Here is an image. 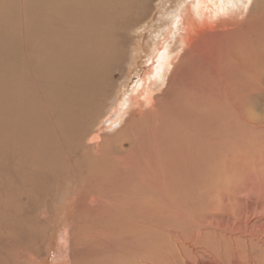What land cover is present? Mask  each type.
<instances>
[{
    "label": "rangeland",
    "instance_id": "374dc122",
    "mask_svg": "<svg viewBox=\"0 0 264 264\" xmlns=\"http://www.w3.org/2000/svg\"><path fill=\"white\" fill-rule=\"evenodd\" d=\"M56 1L69 6L75 0ZM129 1L125 9L123 0L109 1L113 39L124 22L135 20L127 31L122 29L128 38L126 64H115L109 77L113 96L105 99L102 108L91 106L97 120L75 145L69 141L76 134L68 133L70 123L74 118L91 121L81 104L91 89L83 86L84 80L68 88L60 83L61 77L56 78L60 62L53 53L41 61V55H32L34 36L24 27L38 15L48 20L49 30L63 23L72 28L76 23L87 24L91 32L102 29L108 18L86 11L83 20L72 8L66 9V15L61 8L56 14L64 17L54 19L48 0H0V260L12 255L16 264H264V58L250 57L251 72H242L236 80H232L238 74L235 67L230 80L212 83L219 85L216 94L174 97L172 101L183 111L157 106L167 124L154 132L156 147L150 133L153 124L134 125L144 149L126 135L128 130H122L127 118L140 119L163 96L171 67L165 69L164 81L154 73L161 53L172 61L184 54L200 30L236 25L245 19L247 2L232 0L227 12L210 23L196 15L197 0ZM137 2L144 7L142 14L134 11ZM209 2L206 15L221 0ZM253 31L264 57V29ZM41 37L40 54L53 42ZM235 50L237 55L243 51ZM74 75L73 80L82 78ZM126 96L131 99L124 103ZM110 116L114 124L113 119L105 121ZM92 146L103 151L95 156L89 150ZM121 157L126 159L116 162ZM86 170L94 175L84 174ZM153 182L159 189L152 187ZM77 187L103 201L107 210L86 202ZM83 208L88 215L77 212ZM26 210L36 212L27 217L29 222L24 220ZM44 211L50 226L39 217Z\"/></svg>",
    "mask_w": 264,
    "mask_h": 264
},
{
    "label": "bare ground",
    "instance_id": "6f19581e",
    "mask_svg": "<svg viewBox=\"0 0 264 264\" xmlns=\"http://www.w3.org/2000/svg\"><path fill=\"white\" fill-rule=\"evenodd\" d=\"M62 1H64V0H61V2ZM109 1L113 2L114 0H104V1H101V0H90V1L75 0L73 2H71V1L68 2L69 6H67L65 2L60 3V1L57 2L56 0H51V1L48 0V2H46L47 7L51 8L53 11L52 13L54 14V16H53L54 19H60V18L62 19V17H64L62 15L61 16L57 15L58 14L57 10H60L61 8H65L63 10L64 15H66V12H65L66 9L72 8L73 13L76 14V16H78L80 19H83V18L86 19V17L84 16L86 11H88V13H90V15L102 14L104 17L108 18L107 19L108 22L105 24L104 27H102L100 24V27H102V29L99 28V29L92 30L90 32V29L87 28V24L86 25H82V24L78 25L77 24L78 25L77 26L75 23L74 27H73V24H71L72 25V28H71V26H69L68 24L63 23L60 26L55 25V26H58L57 29H55L56 27H54V29L50 28V30H51L50 31L48 29V27L46 26V25H48L47 24L48 20L43 19V18L39 17L38 15L33 16V17L31 16L32 17V19L30 17L31 21H29L30 19L28 20L30 22V24H32L31 26L28 24L29 22L27 20H26L27 21L26 23L28 25L24 24L26 27L23 26L24 28L29 27V29H30L29 32L31 31V34L33 33L32 35L34 36V40H33L32 44L35 43L36 49H34V48L32 49V51L34 53L32 55H35V56L41 55L40 59H38L39 61H41V59H43V58L48 60L47 59L48 54L53 53V59L59 60V61L57 60L58 63L60 62L59 66L57 67V71H59L58 73H60L59 74L60 76H57L56 78L61 77V82L60 81H58V82L64 84L66 86V88H68L71 86V83H81V81L84 80L83 86H85L86 88L90 87L89 89H91L89 94H86V96L87 95L88 96L85 98V100L81 102L82 107H84V109H85V112L89 113V115H91V121L89 119L88 121L82 123L79 121V118H76V119L74 118V120L72 119L73 121H71V123H70L68 133L70 135H72V133H71V131H72V132H76V134L72 135L73 136L72 139L69 140L70 144L74 143L75 145H77L79 143L78 141L84 139L86 137L85 135L89 134V129L92 126V121L94 123V121L97 120V115H95L96 112H95V110H92L91 106L94 104H100V107L102 108L103 107L102 104L105 101V99L108 98V100L109 99L111 100V98L113 96V92H112L111 87L109 86L110 73L112 72V69L114 68L115 64L116 65L117 64L123 65L125 63V62L123 63V61L127 57L126 52L128 50L125 51V49H126V46L128 43V38L125 37V34H124L125 32H123L122 29L125 28V30L127 31L129 26L131 25L132 21H135V20L131 19V20H127L126 22H124L123 25L121 26L120 30L115 31V37L113 39L114 34H113L112 30L109 31L111 28V26H109V12H110L109 9H111L109 7ZM119 1H121V0H119ZM133 1L135 2V0H133ZM245 1L247 2V6H246V10H245V12H247V13L246 14L244 13L246 15V16L244 15L245 19L241 20L236 25H233L232 23L225 24L220 29L216 28L215 31H210V32H201L202 30H200V32H198L196 34L197 37L193 41L189 42V45L185 49L184 54L182 56H179V57L175 56L174 58H171V59H173L172 61L167 60L168 57H166L165 53H161L159 59L156 60L157 65L154 68V73L157 74L160 78H162V81H164L165 80L164 76L167 73V71L165 69H169V67H171L169 77L166 80V85H165V89H164L165 91L162 94L163 96L161 98H159L158 101L156 100V102L151 107L150 112L145 114V115H142V117L140 119H136L137 117L136 118H134V117L127 118L125 121V124L122 128L123 133H125L128 130L126 135L132 137V141L137 147L144 149V144H143V138L137 137L136 132H134V127H135L134 125L137 126V124H141L144 122L150 123L149 127H152V124H153V128H152L150 133L153 134V136H152V142L154 143L153 147L157 146V142H156V135H157L156 133L157 132L156 133H154V132L157 129V127L158 128L162 127V126L165 127L167 124L165 116L161 117L162 114L157 113V106H162V109L163 108L167 109L168 106H172L176 110L177 105L172 101L174 99V97H176V96H178L177 98H179V96L184 97L186 95H192L193 92L202 93V92H209V91L210 92L212 91L213 94L214 93L216 94L218 92L217 91L218 86L221 85L220 79H228V80L231 79V71L230 70H232L235 67L238 70V74H235V77L233 76L234 78L232 80H234L235 78H239V75L242 72H245V73H247L249 71L251 72V70H250L251 68H249V66H248V62H252L250 57H254V58L257 57V61L262 60V58H264L261 56V54L258 50V47H256V45L258 44L260 39L258 41H256V39H255L256 34L253 31V30H257V32L260 33L262 31V29H264V0H245ZM126 2L129 3L130 1L129 0H123V6L122 7L124 9H125L124 5L126 6ZM195 2H196V5H195L194 9L197 12L196 15L199 16L201 22H203V18L206 17L207 18L206 21H208L210 23H214V19L219 14L227 12V6H226L227 4H233L232 0H221L220 3L217 2V5L214 6V10H213L214 12L213 13L209 12L210 15L209 14L206 15L205 14L206 10L210 9L209 0H197ZM101 5H102V11L99 9V7ZM113 5H114V3H113ZM117 6H119L118 3H117ZM129 6L131 7V5H129ZM133 8H134L135 12L142 14L144 7L140 6V4L137 2L135 4V7H133ZM96 10H98L99 13H96ZM42 15H44V14H42ZM78 17L76 19L77 22L79 19ZM124 17H125V15H124ZM85 19H83V20H85ZM256 19H257L258 23L255 26ZM85 22H84V24H85ZM95 24H97V23H95ZM75 25L78 27L77 28L78 29L77 34L75 33L76 30L74 29ZM88 26H90V25H88ZM97 26L99 27V24H97ZM83 27L85 30L83 29ZM20 28H22V27L20 26ZM17 29L19 31V27ZM26 30L28 31V29H26ZM20 32H21V29H20ZM20 32H18V33H20ZM250 32H251V35H250ZM48 33H51L54 37H52V35L50 37L48 35ZM29 34L30 33H28V36L30 37ZM47 35H48V37L51 38V40H53V42L52 43L50 42V44L48 45L49 47H48L47 51L45 49V50H43V52L41 51V54H40V52H39L40 47L39 46H41V45H38L40 43L38 38L40 36H42V37H45L44 40L47 39L48 41H50V39L47 37ZM249 35L251 37H253V39ZM17 38H19V36ZM46 42L47 41H44L45 44H46ZM262 45H264V43H262ZM236 47L241 48V50L243 49V51L239 52L238 55H237L238 51L235 50ZM26 50L28 51L27 48H26ZM32 51H30V57L31 58H32V55H31ZM25 55H26V53H25ZM34 59H35V57H34ZM95 63H96V66L93 69H91ZM254 64H252V65H254ZM42 65H45V63H43ZM50 65H51V61H50ZM45 67L47 68L48 66L45 65ZM41 70H42V68H41ZM43 70H46V69H43ZM162 73H163V76H162ZM74 74H78V76L80 75V76H82V78L73 80L70 76L74 75ZM74 77H76V76L74 75ZM214 82H218L219 85L217 83H216V85L215 84L213 85L212 83H214ZM194 83H198L199 85H195ZM102 84L103 85L107 84V86L102 87ZM162 84H163V82H161V85ZM56 85H58V84H56ZM91 86H94V87L91 88ZM222 86H225L224 82H223ZM101 87H102V90H100V93H99L98 88H101ZM73 89L75 90V86L73 87ZM73 93L75 94L76 92L73 91ZM68 96H69V94L66 93L67 103H70ZM169 97H171V101L167 102V100H165V99H167ZM98 98H100L99 101H98ZM124 99H125L124 103H127V101H129L131 98H129V96H126ZM197 99L198 98H196V100ZM150 102H151V97H149V103ZM197 103H198V101H197ZM199 104L202 105V103H199ZM219 104H220V102H219ZM123 105L124 104L120 105V107H122ZM208 105L210 107L213 104L209 103ZM217 105H218V103H217ZM96 107L97 106H95V108ZM162 109H160V110H162ZM96 110L99 111L100 109H96ZM177 110L183 111L181 108L179 109V107L177 108ZM13 113H14V111H13ZM103 115H104V113L101 114V117ZM191 115L195 116V114H191ZM207 116H208V114H207ZM106 117L107 116H105V118ZM112 117H114V116L108 117L109 119L107 118V120H105V121H107V122L111 121V119H113ZM62 118H64V117H62ZM116 118H115V120L118 121L119 120L118 114L116 115ZM152 119H155L156 121H158V123H156V124L152 123ZM59 120H62V119H59ZM204 120H206V119H204ZM113 121H114V119L111 122H113ZM193 121H195V119H193ZM200 122H201V120H200ZM74 123H75V126H74ZM114 123L115 122H113V124ZM78 124H80V125H78ZM77 125H78V127H76ZM67 127H68V124H66V128ZM68 133H67V135H68ZM100 134H101V132H98V134H96V136L99 137ZM102 134H103V132H102ZM94 139H96V137ZM148 142H149L148 139H146L144 141V143H147V144H148ZM63 144H64V142H63ZM88 145H90V144H88ZM146 147H147V145H146ZM169 147L171 148V146H169ZM211 147H213V146H211ZM170 148L168 149V151L170 150ZM82 150H84V149H82ZM89 150L91 152H93L95 156H98V153H101L103 151L102 149L99 148V146H96L95 148H93V146H92V148ZM46 151H49V150L46 149ZM166 151H167V149H166ZM156 153L157 152L155 151L153 154L158 155ZM171 156H173V153L171 154ZM171 156H168V157H171ZM103 157H104V155H102L100 158H103ZM126 157L116 158V162L121 163L124 159H126ZM174 161H176V160H174ZM68 164L70 165L69 162H68ZM71 165H73V164H71ZM123 167H125V164L123 165ZM68 172H69V170H68ZM84 174L94 175V173L91 170H86L84 172ZM171 175L172 174H170V176ZM74 177L75 176H73V178ZM75 178H77V176ZM75 183H77V182L75 181ZM75 183H73V184H75ZM101 187L103 188L104 186H101ZM152 187L159 189V185L155 182H153ZM77 188L79 189L80 193L84 194V199H86V202L88 200V203L90 205L93 203H96V204H99L98 208L100 210H107V207L103 204V201L97 200L96 198L93 197V195H90L91 193H88L86 191L84 192V190L80 189L79 187H77ZM94 192H96V191H93L92 193H94ZM86 196H88V197L86 198ZM34 212L35 211H33V210H26L25 215H27V216L24 217V220L26 222H29L30 220H28V218H31V214ZM77 212H79V214L82 216L86 215V214L88 215V213H89V211L85 210L84 208L83 209H77ZM106 212L107 211H102V213H106ZM50 214H52V213H50ZM39 217H41V219L44 221V223H46L47 225L50 226V223L48 222L49 218H47L48 217L47 211L40 213ZM67 235H70V234L68 233ZM62 237H63V240H65L64 241L65 246L68 245V242L65 239V236H62ZM80 238H76V239H80ZM81 239H83V238H81ZM13 245L15 246V243H13ZM58 248L59 247L57 246L56 249L60 250ZM27 249H28V247H27ZM74 249L76 250V248H74ZM74 249H72V250H74ZM13 257L14 256L9 255L0 261L2 262V264H16L15 259ZM61 264H62V261H61ZM63 264H66V262L64 261ZM77 264H78V262H77Z\"/></svg>",
    "mask_w": 264,
    "mask_h": 264
}]
</instances>
